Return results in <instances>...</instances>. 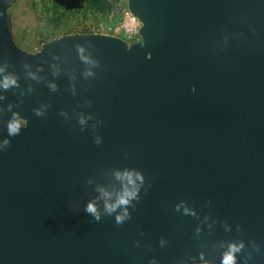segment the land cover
I'll list each match as a JSON object with an SVG mask.
<instances>
[{"label": "water", "instance_id": "water-1", "mask_svg": "<svg viewBox=\"0 0 264 264\" xmlns=\"http://www.w3.org/2000/svg\"><path fill=\"white\" fill-rule=\"evenodd\" d=\"M126 1L139 41L71 33L29 52L0 0V66L18 78L0 141L25 120L0 151V264H221L240 241L238 264H264V0ZM125 170L143 183L118 225L98 189L115 199Z\"/></svg>", "mask_w": 264, "mask_h": 264}, {"label": "trees", "instance_id": "trees-1", "mask_svg": "<svg viewBox=\"0 0 264 264\" xmlns=\"http://www.w3.org/2000/svg\"><path fill=\"white\" fill-rule=\"evenodd\" d=\"M37 22L36 36L42 43L71 33L96 32L100 26L115 29L126 0H39L31 2Z\"/></svg>", "mask_w": 264, "mask_h": 264}, {"label": "clouds", "instance_id": "clouds-1", "mask_svg": "<svg viewBox=\"0 0 264 264\" xmlns=\"http://www.w3.org/2000/svg\"><path fill=\"white\" fill-rule=\"evenodd\" d=\"M81 51H83L81 49ZM86 61L88 60L87 57H82ZM27 67V65H26ZM28 75L36 79L35 73L29 72ZM85 75H92L91 71H87ZM18 86V78L15 74L8 73L5 74V67L0 66V89L7 90L12 87ZM49 87L53 90L56 88V85L54 83H50ZM3 97L0 96V99ZM10 107V106H9ZM37 115H41V111L39 109L36 110ZM86 121L82 117L80 120V123L83 125ZM25 125V120L19 117L18 114H13V117L10 118L6 122V131H7V137H14L20 134L21 129ZM4 138L2 141H0V151L5 150L11 143V141L8 138ZM97 143L100 142V138L97 137L96 140ZM116 176L118 179L122 181H126V183L123 184V188L120 192L116 194V198L112 199V193L108 192L104 188H99L98 190L101 193L102 198L104 199V211L111 215L113 213H116L115 215V221L116 224H122L126 219L129 218L130 214L128 212V206L132 203L133 200L138 199V192L140 185L137 184V180H139L141 183H143V176L139 172H132L130 170H125L124 172H117ZM131 185V187H129ZM179 207V205L177 206ZM121 209L120 212H117V209ZM85 211L90 214L96 221H99L101 218V211L95 201L89 200L87 204L85 205ZM185 211L188 212L189 209L185 208ZM194 214V213H193ZM199 231V229H197ZM163 244V241H161ZM245 245L243 241H240L238 243H230L228 245L227 251L223 254L221 264H238V256L237 254L241 252L242 249H244ZM151 264H157V261L155 258L152 259ZM245 264H247V261H245Z\"/></svg>", "mask_w": 264, "mask_h": 264}, {"label": "rangeland", "instance_id": "rangeland-1", "mask_svg": "<svg viewBox=\"0 0 264 264\" xmlns=\"http://www.w3.org/2000/svg\"><path fill=\"white\" fill-rule=\"evenodd\" d=\"M39 0H15L8 8L7 15L13 39L23 50L34 52L39 50V39L36 36L37 22L31 9V2ZM111 34L122 36L121 30L116 27L109 31Z\"/></svg>", "mask_w": 264, "mask_h": 264}, {"label": "built area", "instance_id": "built-area-1", "mask_svg": "<svg viewBox=\"0 0 264 264\" xmlns=\"http://www.w3.org/2000/svg\"><path fill=\"white\" fill-rule=\"evenodd\" d=\"M140 26H141L140 21L134 15H132L128 9L122 12L121 19L117 25V27L121 30L123 34L121 37L127 42L139 41ZM110 30L111 27L100 26L96 32L111 34L109 32Z\"/></svg>", "mask_w": 264, "mask_h": 264}]
</instances>
